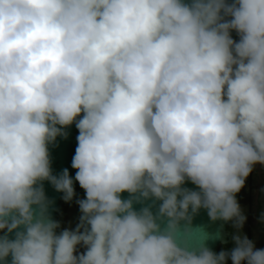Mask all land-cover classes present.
I'll use <instances>...</instances> for the list:
<instances>
[{
    "label": "clouds",
    "instance_id": "clouds-1",
    "mask_svg": "<svg viewBox=\"0 0 264 264\" xmlns=\"http://www.w3.org/2000/svg\"><path fill=\"white\" fill-rule=\"evenodd\" d=\"M73 124L85 198L58 234L43 182L75 196L49 150ZM256 165L264 0H0V264H264L236 198ZM201 209L230 252L191 229Z\"/></svg>",
    "mask_w": 264,
    "mask_h": 264
},
{
    "label": "water",
    "instance_id": "water-1",
    "mask_svg": "<svg viewBox=\"0 0 264 264\" xmlns=\"http://www.w3.org/2000/svg\"><path fill=\"white\" fill-rule=\"evenodd\" d=\"M233 39L238 40L239 37L235 31L231 33ZM68 133L67 138L58 137L54 145L49 146L51 153V167L54 175H60L64 169H68L70 176L73 178V186L75 191H78L81 199L85 198V191L79 186V183L75 181L76 170L71 167L72 158L75 155V149L77 147L78 129L75 124L69 126L65 129ZM43 187L45 190V195L48 200L52 201L48 211L51 218L59 222L62 216V206L64 200L62 199L63 193L57 192L54 187L48 181L43 182ZM183 187L189 188L191 190H198L195 185L191 182H186ZM122 199H128L129 194L127 192L121 194ZM159 201L148 200L144 203H134L133 207L136 211H139L142 207L153 205L151 210L155 214L158 210ZM165 223H161V227L165 226ZM230 222H225L221 220L212 221L207 215V211L201 209L198 214L193 216L191 222V229L198 231L201 235H206L207 239L204 240L205 245L215 253H219L222 245H226L229 242L230 232L228 230ZM77 222L76 217L72 215V218L68 222V229L74 230L76 228ZM186 226V222L181 221L180 227L181 231ZM58 233V229H57ZM4 233L0 232V235ZM59 234V233H58ZM10 238H14L15 233L9 234ZM228 264V262H227Z\"/></svg>",
    "mask_w": 264,
    "mask_h": 264
},
{
    "label": "flooded vegetation",
    "instance_id": "flooded-vegetation-1",
    "mask_svg": "<svg viewBox=\"0 0 264 264\" xmlns=\"http://www.w3.org/2000/svg\"><path fill=\"white\" fill-rule=\"evenodd\" d=\"M237 200L240 207L246 216V221L243 228L240 230V234L247 235L249 239L253 240L256 248H264V222H261V216L264 214V166L256 165L253 172L246 180L245 187L237 194ZM81 199L78 191H75V196L72 201L63 203L62 216L59 219L61 227L58 229V233L63 229H68V222L72 218V215L76 217L81 215L79 211L77 200ZM230 232L229 242L226 245H222L220 250L231 251L235 246L232 240V236L236 233V229L230 222L228 226ZM83 246H78L77 253L81 252ZM85 251V248H84ZM228 264H231V260L228 259Z\"/></svg>",
    "mask_w": 264,
    "mask_h": 264
},
{
    "label": "rangeland",
    "instance_id": "rangeland-1",
    "mask_svg": "<svg viewBox=\"0 0 264 264\" xmlns=\"http://www.w3.org/2000/svg\"><path fill=\"white\" fill-rule=\"evenodd\" d=\"M79 217H80V216L78 215V216H77V224L79 223ZM83 251H84V248L81 249V252H83Z\"/></svg>",
    "mask_w": 264,
    "mask_h": 264
}]
</instances>
